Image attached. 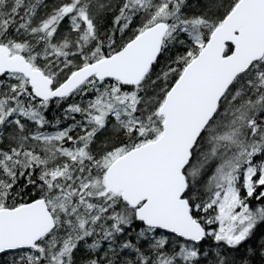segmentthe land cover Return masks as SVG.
<instances>
[{"label": "snow or ice", "instance_id": "6c2138e0", "mask_svg": "<svg viewBox=\"0 0 264 264\" xmlns=\"http://www.w3.org/2000/svg\"><path fill=\"white\" fill-rule=\"evenodd\" d=\"M0 264H264V0H0Z\"/></svg>", "mask_w": 264, "mask_h": 264}]
</instances>
